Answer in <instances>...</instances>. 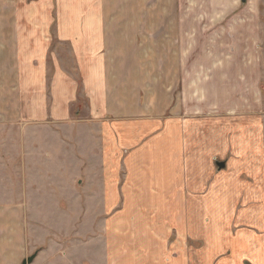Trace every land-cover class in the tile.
I'll return each instance as SVG.
<instances>
[{
  "label": "crops",
  "instance_id": "0c3cea01",
  "mask_svg": "<svg viewBox=\"0 0 264 264\" xmlns=\"http://www.w3.org/2000/svg\"><path fill=\"white\" fill-rule=\"evenodd\" d=\"M154 1L0 0V264H21L48 239L38 238L44 224L36 230L35 213L42 220L41 196L59 182L66 191L59 208L64 213L66 203L70 224L71 209L81 211V247L98 242L104 264H264V117L256 87L264 66L245 59L241 81L233 69L220 71L217 38L203 43L200 36L216 28L201 26L200 1L191 0L185 14V0H164L157 46L202 48L201 70L191 74L181 58L182 90L172 95L171 72L163 69L157 91L144 55L116 68L124 51L155 49ZM223 14L209 12L216 22ZM251 29L244 33L252 56ZM235 81L245 95L242 111L230 97L221 105L230 115L221 116L216 100L225 91L215 83L228 92ZM147 131L151 138L142 139ZM123 141L142 148L121 156L114 146ZM56 159H70L69 178H82L77 186L59 180L65 167L53 179ZM91 211H98L92 223Z\"/></svg>",
  "mask_w": 264,
  "mask_h": 264
},
{
  "label": "rangeland",
  "instance_id": "374dc122",
  "mask_svg": "<svg viewBox=\"0 0 264 264\" xmlns=\"http://www.w3.org/2000/svg\"><path fill=\"white\" fill-rule=\"evenodd\" d=\"M163 1L164 0H155L152 3L150 2L148 6V11L151 16L149 19L150 23L152 24L151 28L153 31L155 30L154 32L155 35L153 33V40H152L155 42V49L153 48L151 50H144V51L143 50L124 51V53H122L123 56H121L122 58L117 57L115 65H117L116 68L120 69L122 67L124 70L125 68L124 66H126L125 58H127V56H128V60L130 61V58L137 57L138 54L140 56L144 55L151 64L149 65L150 67H148L149 73L154 74V76H156V78H154L155 79L154 86L157 91L162 89L161 87L163 85V78H162L163 69L166 68L167 72H171L170 73L172 76L171 79L176 80L177 82L176 85L171 84L170 91L171 94L173 95L177 92L179 93L182 90L178 80L179 79L178 77L182 72H180V66L177 65L180 62V59L184 58L186 60V66L184 68L187 69L192 74L195 71V69L201 70V67H197L195 63H197L199 59L205 61L206 53L203 50L200 51L202 48H197L195 50L189 49L187 51L182 50L183 52L186 53L184 54L181 50H178L176 48L166 49L163 47L161 43H159V46H157L158 41L163 39V35L159 36L158 33L160 27H162V24H160L159 22H161L162 20L160 14L162 13L163 7L165 5V2ZM185 1H186L185 14H187L192 11V9L189 8L192 7L193 4L191 0H185ZM199 1H200V6L199 7L197 6V10H202V12L201 11L200 12L203 13L202 14L203 20L201 25L203 29H207L204 27L210 25L216 26L215 29L214 28L207 29L209 31L208 34H203V35L201 34L200 36L201 38L204 37L202 38L203 43L206 41L207 37L214 36L215 38H217L216 41L218 42V46L217 49L213 50L214 53L213 57L215 60L218 61L220 71L222 67L228 69L229 73H230V69L231 70L233 69L232 74L235 75L236 79H239L241 81L242 75L240 78L237 77H239L240 74L239 69H242V66L244 65L242 61H244L245 59H249V58L250 60L253 59L252 61H250L253 63L259 62L262 68L264 66V0H246L245 3H242L241 0H219L218 6H216V8H215L216 0H199ZM211 9L213 10L219 9L220 15H224L223 13H227V14H225V16L223 17L219 16L218 22H216L209 15ZM174 14L178 15L179 12L177 11V13ZM187 25H190L189 21ZM250 27L252 28L251 30L256 31L254 36L255 40L252 43V48H251L253 49L252 56L249 54L250 49H247L248 47L246 40H249L248 33L246 34L244 33V31H247L248 28ZM166 36H172L173 38L175 36V40H176L179 35L166 34ZM194 36L192 34L185 35V37L188 39L192 37L194 38ZM170 40L173 41V39ZM190 41L188 40V42ZM168 59L172 61L170 62V64L168 63ZM112 61L113 59H110V63H112ZM141 62L142 61H139L140 64H142ZM246 65L248 66V63ZM142 66L143 65L139 67ZM259 81L260 82L256 87L259 89L261 94V98H260L261 110H259L258 113L261 114V117L263 118L264 117V78H262L261 76ZM238 84H239L238 81H235L234 85H236L235 86L236 89L226 92L227 91L225 88L227 87L226 83H221V82L218 84L215 83V86L218 87L217 89H219L220 91L221 90L225 91L224 96H222L223 92H220L219 98L216 100L219 106V110L217 113L220 114L221 116L230 115V114H226L227 111L224 112L223 111L224 108L223 106H221V105H226L225 102H227L226 101L227 98L230 99V97L234 98L232 102L236 104L235 111L236 112L242 111L237 109L241 107V106L238 107L237 105L238 104L242 105V102L244 103V99L242 98L245 95L243 94V90L239 89ZM203 89H205V87ZM142 97L143 96L140 94V103L144 102L145 100V99L143 100ZM205 98L206 97L204 96L203 100H205ZM208 99L209 100L207 102L210 103L211 98L208 97ZM212 101L214 102V99ZM187 103L191 104V107H193V102H187ZM203 106L205 105L203 104ZM115 136H119V134L115 133ZM146 138L147 140L148 138H151L149 131H147L146 136L142 137V139H146ZM141 142L142 141H138L139 144H141ZM93 143L96 144L95 141H93ZM95 144L89 146V148L97 152L98 147ZM114 147L116 148L117 151H120L121 156L124 157H128V155H130L131 153L130 150L132 149L131 147L129 150L128 149L129 145H127V143L124 141L122 143H119L118 146L115 145ZM140 148H142V146L140 145L139 147L136 146L132 149V151L136 149L140 150ZM68 150L71 151L70 147H68ZM74 153L77 154L78 150H75ZM46 158H49V156H47ZM46 161L47 159L45 160V162ZM72 165L73 164L70 162V159H67L65 161L56 159V164L53 165V167H51L52 170L51 172H54L52 173L53 179L55 180V178L57 177L56 174L58 173H56V171H58V169L60 170V168L65 167L66 170L63 171V177H60L59 180H64V181L69 180L71 182L70 184H75L77 186L78 182L82 181V178H79L78 176H75L74 178H69L70 174L73 172L71 171L72 170L71 168L73 167ZM119 168H120L119 170H121L119 172V176H120L119 182L121 185L123 182H125L124 180L126 178L123 176V174H125L126 171L123 168V166ZM75 174L78 175L76 172ZM59 183H53L54 184L53 189L50 191V189L47 188L45 190L44 195L41 196L42 209L40 210L43 215L42 220L41 217L39 218L40 212L39 214L35 213L36 221L34 223L37 224L36 230L40 231L39 228H42V225L44 224L43 230L40 231V234H37L38 238L41 240L47 238L48 239L51 238V239L50 241L48 239L43 240L45 241V243L39 245L38 247H35L34 251L28 254V257L34 253L37 256L39 252L43 251L46 252V254H44V260H42L40 263L38 262L39 264H43V263L67 264L66 261L68 259L74 260V264H82L81 258L84 256H88L89 259H93L95 264H104V259L102 258L103 251L100 249L99 246L100 244L98 242L90 243L89 245L85 244L84 247H81L82 240L84 238L86 239V237H84L86 235L83 234L85 231L82 228L83 218L80 216L81 211L78 212V209L75 208L71 209L70 212L74 213V221H72L73 223L70 224L69 221H71V217L73 215L70 214L68 210L65 209L67 208L66 203L61 202L64 203L65 205L64 213L59 208V204L57 203V200L64 198V196L66 195L65 193L66 191L59 186L63 184H59ZM55 203H57V206L55 205ZM68 206H71V204ZM97 213L98 211H91L92 218L90 217L87 221L92 223L91 220H94V217L97 215ZM67 221L69 222L71 228L70 226H68ZM53 228L55 231L53 230ZM50 230L52 231L53 234L62 233L60 235L63 236H60V238L54 237L53 234L52 235L50 234L51 236H48L47 231L50 232ZM67 230L69 233L65 234ZM186 241L188 242V239ZM187 242L185 243L186 246H187ZM188 246H189V242H188ZM91 264L93 263L91 262Z\"/></svg>",
  "mask_w": 264,
  "mask_h": 264
},
{
  "label": "water",
  "instance_id": "95a60500",
  "mask_svg": "<svg viewBox=\"0 0 264 264\" xmlns=\"http://www.w3.org/2000/svg\"><path fill=\"white\" fill-rule=\"evenodd\" d=\"M241 2H242V3H245L246 0H241ZM216 165H217V167H218L219 169H223V168H224L223 163L216 164ZM35 257H36V254L34 253V254L30 255L29 257H27L26 260L24 259V260L22 261L21 264H32V262H33V260L35 259Z\"/></svg>",
  "mask_w": 264,
  "mask_h": 264
}]
</instances>
